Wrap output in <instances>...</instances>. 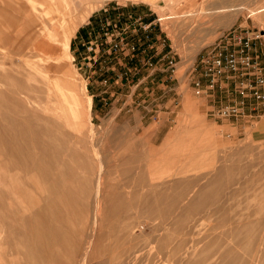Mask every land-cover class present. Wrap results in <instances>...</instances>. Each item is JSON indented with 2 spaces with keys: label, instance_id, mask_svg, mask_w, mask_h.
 Instances as JSON below:
<instances>
[{
  "label": "rangeland",
  "instance_id": "rangeland-1",
  "mask_svg": "<svg viewBox=\"0 0 264 264\" xmlns=\"http://www.w3.org/2000/svg\"><path fill=\"white\" fill-rule=\"evenodd\" d=\"M55 5L56 20L39 21ZM0 6V264H79L87 238L107 232L131 239L112 253L94 246L85 264L124 262L123 249L163 233L161 211H140L146 193L161 208L157 193L178 187L171 200L186 203L188 183L220 169L229 183L231 147L264 135V106L249 119L214 118L217 96L197 94L188 76L198 55L232 29L261 34L255 47L264 63V11L257 13L264 0ZM106 21L130 25L136 55L87 59L88 42ZM164 54L176 63L173 79ZM197 119L214 130L211 155L201 135L188 134L199 128ZM184 225L210 229L212 222L188 213Z\"/></svg>",
  "mask_w": 264,
  "mask_h": 264
},
{
  "label": "bare ground",
  "instance_id": "bare-ground-1",
  "mask_svg": "<svg viewBox=\"0 0 264 264\" xmlns=\"http://www.w3.org/2000/svg\"><path fill=\"white\" fill-rule=\"evenodd\" d=\"M262 11L264 8L257 13ZM56 12L55 5L53 8H48V11L38 19L39 21L46 19L52 24L56 20ZM39 21L37 20V26L39 25L36 27L37 32L43 28ZM196 123L200 124L201 120L197 119ZM200 125L188 134L201 135L200 143L206 146V154L211 155L214 130ZM253 138L252 135L249 136L248 145L232 146L230 151L228 150L229 160L231 159L228 167L231 172L229 183L226 182L225 174L220 169L218 172L221 173L217 172L212 177L202 178L201 183L198 180L190 181L187 188L189 199L186 203L172 202V197L177 198L180 195L177 186L174 191L161 192L159 195L157 193L154 202H161V208L150 204L151 200L148 196L151 197V193H146L147 198L143 201L145 208L141 207L140 211L142 213L161 211L164 214L160 227L163 233L151 239V244H139L136 248L123 249L119 254L125 258V261L116 264H264V135L260 134L256 139ZM194 140L192 146L196 142V139ZM226 166L223 165L222 170ZM226 188L231 191L229 195L224 193ZM188 213H197L212 222L210 229H206L203 225L198 228L184 225V218ZM180 231L182 234L179 233ZM97 235L87 238L86 248L83 249L85 252L79 257L81 260H78L79 264H85L94 246H99V252L104 254L112 253L131 239V235L124 236L112 232ZM157 255L161 258L157 259Z\"/></svg>",
  "mask_w": 264,
  "mask_h": 264
},
{
  "label": "built area",
  "instance_id": "built-area-1",
  "mask_svg": "<svg viewBox=\"0 0 264 264\" xmlns=\"http://www.w3.org/2000/svg\"><path fill=\"white\" fill-rule=\"evenodd\" d=\"M149 26L147 24L143 29ZM129 27L116 21H106L100 27L102 35L88 42L86 49L91 56L87 59L95 62L102 55H136V44L127 42L126 30ZM260 38L259 33L232 29L219 36L196 58V64L188 73L191 75L190 85L197 94L213 99L217 96V105L210 110L214 118L244 120L262 111L264 63L255 47ZM153 47L154 42L149 48ZM167 55L164 54L162 59L167 60L169 78L173 79L176 63L172 56Z\"/></svg>",
  "mask_w": 264,
  "mask_h": 264
},
{
  "label": "crops",
  "instance_id": "crops-1",
  "mask_svg": "<svg viewBox=\"0 0 264 264\" xmlns=\"http://www.w3.org/2000/svg\"><path fill=\"white\" fill-rule=\"evenodd\" d=\"M79 56H81V55H79ZM261 123H262V122H261ZM261 123H260V124H261ZM258 126H259V125H258Z\"/></svg>",
  "mask_w": 264,
  "mask_h": 264
}]
</instances>
